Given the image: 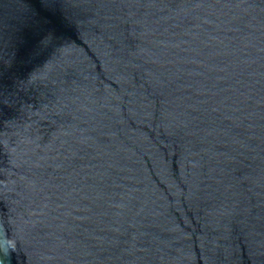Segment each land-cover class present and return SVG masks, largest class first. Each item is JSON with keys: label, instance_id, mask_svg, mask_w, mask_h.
Segmentation results:
<instances>
[{"label": "water", "instance_id": "obj_1", "mask_svg": "<svg viewBox=\"0 0 264 264\" xmlns=\"http://www.w3.org/2000/svg\"><path fill=\"white\" fill-rule=\"evenodd\" d=\"M0 264H264V0H0Z\"/></svg>", "mask_w": 264, "mask_h": 264}]
</instances>
